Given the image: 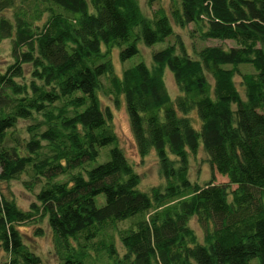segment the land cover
Instances as JSON below:
<instances>
[{
	"label": "trees",
	"instance_id": "16d2710c",
	"mask_svg": "<svg viewBox=\"0 0 264 264\" xmlns=\"http://www.w3.org/2000/svg\"><path fill=\"white\" fill-rule=\"evenodd\" d=\"M140 2L0 0V45L11 42L12 59L0 69V185L24 176L28 191L38 189L37 202L23 210L0 188L8 264H41L20 226L44 219L59 264H85L90 250L111 264H264V0H171L151 17ZM189 25L202 40L235 47L209 46L192 57L182 44L170 45L152 54L151 66L116 73L115 48L124 63L141 43H164L175 26ZM245 65L254 70L243 73ZM166 69L179 90L174 101ZM101 92L116 106L124 98L138 152L156 153L165 186L140 189ZM21 121L30 122L24 131ZM109 146L108 160L89 169ZM201 146L213 174L228 183L190 181V156ZM124 222L130 226L118 230Z\"/></svg>",
	"mask_w": 264,
	"mask_h": 264
},
{
	"label": "rangeland",
	"instance_id": "374dc122",
	"mask_svg": "<svg viewBox=\"0 0 264 264\" xmlns=\"http://www.w3.org/2000/svg\"><path fill=\"white\" fill-rule=\"evenodd\" d=\"M171 0H160L156 3L153 8H150L147 4V0H141V7L143 13L151 17L153 12L158 8H164L168 10L170 7ZM175 36L169 38L164 43L156 44L152 47H147L144 44L139 45L140 53L139 55L127 60L122 63L119 58V48H115L112 51V62L115 67L116 73L121 76L124 69L131 68L141 62H145L148 66L152 65V54L156 51L162 50L170 45H179L182 44L189 55L192 57L197 56V53L205 47L217 46L224 49H229L235 47L233 41H218V40H202L199 36V33L195 31L193 25H189L185 29L174 27ZM11 42L4 41L0 45V69L5 68L8 64L12 62L10 57ZM243 73H249L254 70L250 65L240 66ZM210 82L213 84L211 78ZM164 80L168 92L174 101V99L179 95V90L174 81L173 74L169 69L165 70ZM237 89L241 93L243 99H245L244 89L241 85L240 77H235L234 79ZM105 86L107 83L105 82ZM99 97L104 109L109 108L113 114V127L118 136L119 146L124 151L127 159L133 165L135 171L139 174L141 178L140 189L142 191H150L153 187H162L166 185V180L163 178L159 160L154 151H151L146 157H141L138 148L131 130L129 116L126 108L124 98L121 97L119 100V105L116 106L111 99L103 92L99 93ZM191 122L195 129L199 130L201 127L200 119L196 112H192L189 115ZM30 122L21 121L19 127L24 131L27 125ZM112 146L105 147L101 150L99 157L96 161L89 163V169L95 168L96 166L105 163L108 160V152ZM189 179L193 183H198L203 186L208 183L210 180L214 179L216 184H226L228 183L227 177L222 175L213 174L212 168L209 162L208 155L201 148L195 156H190L189 164ZM24 180L26 177H22L19 180H12L7 183L0 185L2 192L10 199L14 200L17 206L23 210H29L32 203L37 202L35 193L38 192V189L35 190V193L28 191L24 186ZM235 186L230 187V191L234 190ZM98 207H102L105 203L104 195H100L96 199ZM130 226V222L119 223L117 225L118 230L126 229ZM191 228L195 231L200 241L203 239V231L200 228L199 224L195 219H192L190 222ZM40 229L42 231L41 235H37L36 231ZM118 230L114 231L116 245L119 250V253L124 254L125 250L122 248ZM20 231L23 235L24 243L30 248L41 259V264H59L60 255L57 253L53 234L48 226V220L44 219L38 223H30L23 226H20ZM9 259L6 253L0 249V264H8ZM111 264V261L108 262L107 258L103 253H97L94 250H90V258L88 261H85V264ZM251 264H258V260L254 259L251 261Z\"/></svg>",
	"mask_w": 264,
	"mask_h": 264
}]
</instances>
